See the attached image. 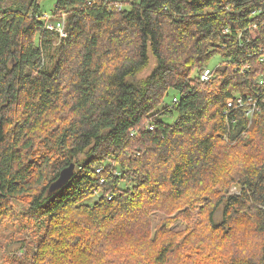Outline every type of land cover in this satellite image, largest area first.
I'll return each mask as SVG.
<instances>
[{"label": "trees", "instance_id": "1", "mask_svg": "<svg viewBox=\"0 0 264 264\" xmlns=\"http://www.w3.org/2000/svg\"><path fill=\"white\" fill-rule=\"evenodd\" d=\"M41 1L0 0V228L32 235L10 264H127L134 233L140 264H264V0Z\"/></svg>", "mask_w": 264, "mask_h": 264}, {"label": "rangeland", "instance_id": "2", "mask_svg": "<svg viewBox=\"0 0 264 264\" xmlns=\"http://www.w3.org/2000/svg\"><path fill=\"white\" fill-rule=\"evenodd\" d=\"M55 0H42L41 1V9H42V14H48L49 11L51 10V8L53 7ZM60 21H55V20H50L46 25V28H51L53 26H64L63 23L66 22V16L62 15L60 16ZM57 28V27H56ZM51 31V29H49ZM64 33V31H63ZM62 33V35H63ZM57 46V42L55 40H52L49 42V44L47 45V49H45V59L46 62L49 64H51V62L54 64L55 61V47ZM53 59V61H52ZM221 61V57L219 55L214 56L213 58L210 59V61L207 63L206 67L211 70L213 69L217 64H219V62ZM153 64H154V60H152V62H150V66H148V68L142 72L140 77H146L151 69L153 68ZM176 96V92L175 91H169L168 96L165 98L164 103H170L172 101V98ZM166 121H170V120H166ZM100 182H102L100 180ZM237 192V188L235 186H233L231 188V194ZM159 214H153L150 217V221H151V227L152 230L154 227H156L157 223L162 219V217H160ZM219 217V213L216 214V218ZM29 223L26 222L23 219H17V220H10L9 222H6V220L2 221V226L0 228V264H10L13 263L14 260H11L14 256H21L24 254L25 249L23 247V240L28 239L29 241V237H32L31 235V231L29 230H25L23 229L22 226L28 225ZM153 224V225H152ZM174 228V229H173ZM186 228V224L183 222H178L176 223L172 229L174 230V232L176 231H182ZM126 236V235H124ZM143 236L140 233H134V235L132 234V236H127L126 238H128L130 240V248H127L124 244L123 240H118L116 241V244L121 247L123 249L122 253L119 256V260L124 261V260H128L129 262L127 264H140L141 263V258L134 253L135 248H134V243H136V241ZM147 239L140 241L139 246L140 247H146L148 245L147 243ZM28 243V242H27ZM112 252V255L117 257L118 254L116 252V250L113 248L110 250ZM5 256H4V255ZM3 255V256H2ZM142 257H146V261H150L152 260L153 253H151L149 256H147V253L142 252L141 253ZM175 260L174 261H170L169 264H175Z\"/></svg>", "mask_w": 264, "mask_h": 264}, {"label": "water", "instance_id": "3", "mask_svg": "<svg viewBox=\"0 0 264 264\" xmlns=\"http://www.w3.org/2000/svg\"><path fill=\"white\" fill-rule=\"evenodd\" d=\"M75 165L72 163L67 167L63 168L57 178L50 183L47 189V194L52 195L59 191L63 186H65L68 181L71 179L70 177L74 174Z\"/></svg>", "mask_w": 264, "mask_h": 264}, {"label": "built area", "instance_id": "4", "mask_svg": "<svg viewBox=\"0 0 264 264\" xmlns=\"http://www.w3.org/2000/svg\"><path fill=\"white\" fill-rule=\"evenodd\" d=\"M57 28V30L61 33V35H62V33H63V26H60V25H58V26H56ZM62 36H64V33H63V35ZM264 61V60H263ZM210 72L209 71H205L204 73H202V75L200 76L201 77V80L202 81H208L209 80V78H210V74H209ZM260 85H263V82L262 81H260ZM241 101L240 100H237V105H239V106H242L241 105V103H240ZM230 106V105H229ZM252 106V105H251ZM250 109V113H252V110H253V106L251 107V108H249ZM96 173H100L99 172V169L96 171ZM101 181L103 182V180L101 179ZM102 182H100V183H102Z\"/></svg>", "mask_w": 264, "mask_h": 264}]
</instances>
